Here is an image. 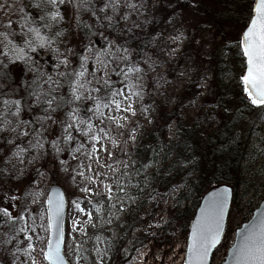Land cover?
Instances as JSON below:
<instances>
[{
  "label": "snow or ice",
  "instance_id": "1",
  "mask_svg": "<svg viewBox=\"0 0 264 264\" xmlns=\"http://www.w3.org/2000/svg\"><path fill=\"white\" fill-rule=\"evenodd\" d=\"M200 2L0 0V200L7 205L0 207V264H70L64 253L65 197L54 189L52 195L40 189L46 176L36 166L40 159L52 156L58 170L86 194L88 208L82 207L80 200L71 201L87 217L82 222L85 226L79 228L73 221V230L86 238L83 243L91 241L83 248L73 237L75 264L82 260L112 264L114 250H120L115 237L95 233L89 237L87 225L96 228L97 220L102 225L119 221L122 214L133 211V205L142 210L138 195L145 189L149 202L157 196L161 202L172 197V192L161 194L153 181L161 171L157 157L167 162L173 155V141L166 142V151L152 149L154 155L147 162L141 161L133 146L141 135L138 117L150 111L145 97L151 98L147 89L154 84L149 81L163 79L158 69L167 61L158 63L161 55L166 51L169 57L176 56L186 41L189 46L199 45V63L189 66L181 76L211 63L202 57L216 55L205 48L212 41L203 36L196 40L186 27L187 9H198ZM158 17H163V27ZM93 36L101 37L105 46L97 49ZM236 44L246 65L240 77L242 92L252 106L264 110V0H254L250 6ZM231 47L232 42L224 45L220 54L225 55V49ZM154 72L156 77L151 75ZM209 79L204 75L206 82ZM196 111L199 113V108ZM198 119L199 115L192 117L194 125ZM206 119L211 122L216 117L209 114ZM181 129L178 126L172 131L168 125L172 136ZM260 141L264 144V136ZM65 154L76 161L75 166L63 158ZM197 155L194 150L192 155L176 152L172 163L188 165L186 173L195 171ZM141 169L142 181L133 184L132 173ZM8 185L15 189L12 195L5 191ZM129 187L136 189L135 195L129 193ZM232 192L224 187L205 201L192 226L185 264H210L213 249L224 236ZM41 197L46 198V207L41 204L45 216L39 217L38 224L37 216L30 215L34 210L29 201L35 204ZM174 203L178 205L180 200ZM10 208L19 211L14 213ZM144 223V232L155 236L153 229L170 226L171 221L162 216ZM38 242L42 244L39 249ZM231 254V264H264V212L245 226Z\"/></svg>",
  "mask_w": 264,
  "mask_h": 264
},
{
  "label": "rangeland",
  "instance_id": "2",
  "mask_svg": "<svg viewBox=\"0 0 264 264\" xmlns=\"http://www.w3.org/2000/svg\"><path fill=\"white\" fill-rule=\"evenodd\" d=\"M202 1V0H201ZM181 3L188 4L189 0H181ZM199 8L196 10L187 9V24L188 32L190 35H193L196 40H200L203 36L206 40L212 41L211 46L205 44V48L208 51H211L214 43L217 39L214 36V32L201 31L203 27V22L199 19L198 13ZM160 21V26L163 27V17H158ZM194 25V27H190ZM230 33L229 37H234V32L230 28L228 30ZM203 43V41H201ZM104 41L101 38V42L96 45L97 49L104 47ZM199 50L198 44H191L185 42V47L181 49L174 57H169L168 53L165 51L161 57L160 61H167V64L158 69V72L163 75V79L158 83H155L154 80H150V84H154V87H149L147 91L151 94V98L148 96L145 97V104L150 109L147 115H139L138 120V130L141 133L139 136L137 145L133 147L135 149L139 148L141 140L151 131L157 128H162L165 132V140L178 142L179 138L172 136L171 132L168 130V125H171L172 131H176V126L180 124L183 127H190L189 125L193 123L192 117L199 115V119L195 122L196 125L204 130L214 128L219 123V116L213 113L214 105L210 94L209 86L211 81V71L205 72V69H209L208 64H205L203 68H199L197 71H192L188 75L181 76L182 72H185L189 66L195 67L199 63L196 58V53ZM191 58V59H189ZM205 60H208L209 57H202ZM89 68L91 70L92 63L89 62ZM152 77H156L157 73H152ZM204 75H207L210 79L206 82L204 80ZM192 83L194 85L193 89H187V85ZM193 101L196 102L195 107L193 106ZM139 109V105H137ZM196 108H199V113H197ZM262 119L264 120V110H261ZM219 113V112H218ZM211 114L216 117L215 120L209 122L206 117ZM110 150L111 145L108 146ZM258 148V157L264 154V151H261ZM102 152V150H101ZM162 152V151H161ZM118 153V150H117ZM104 159H107V155L104 154ZM119 154V153H118ZM68 161L72 166L76 165V161L73 160L67 154L63 157ZM135 159V154L133 156ZM262 158V157H261ZM149 161V160H148ZM262 160H253L254 166L248 170L247 164L243 169L245 177L248 178L250 174L254 173V179H256L262 170ZM147 162V161H143ZM87 161H85V166ZM37 167L40 168L42 172L46 174L44 182H42L39 187L40 189L47 193L48 189L56 185L60 187L67 198V214L65 220V248L64 253L67 261L70 264H75L76 256L73 253L74 241H79L82 243L83 248L89 247L88 243H83L86 239L82 237L79 231L73 230V221L77 222V228L83 225L82 222L87 220L86 215L79 213L71 201L80 200L82 201V207L88 208V202L85 200V193L81 191L80 187L68 178L65 173L58 170V162L54 160L52 156L43 158L37 161ZM159 167V164L157 165ZM95 167V165H94ZM155 169H153L154 171ZM31 176H36L35 172L30 171ZM132 175L135 177L133 184L136 181H142L143 171L140 173V176L133 172ZM264 177V176H263ZM79 180L80 178L77 177ZM151 179V178H150ZM158 191L162 194L163 190L154 185ZM174 191V189H177ZM256 188V187H255ZM181 190L188 191V185L186 183L174 184L167 189V192H172L173 195L171 198L165 202L160 201V197L157 196L155 201H147L146 194L148 189H145L144 194L138 195V203L142 205V210L137 208L136 205H133V211L122 214L119 221H114L112 224H101L97 220L96 228H93L91 225L86 226L88 236L91 237L93 234L102 235L104 237H115L117 240V247L119 251L113 252L114 259L112 264H182L183 254L185 250V231L181 221L174 220L176 213L178 212L177 204L174 203L177 200V197ZM5 191H8L9 195H12L15 192V189L8 185L5 188ZM130 194L135 195L136 189L134 187H129L128 189ZM3 193H0L2 197ZM187 205L190 207L194 195L187 194ZM96 198L93 197V200ZM127 203V198H125ZM241 204L232 210L229 211V215L226 223V231L223 237L222 242L217 247L212 258V264H220L223 260L225 253L228 247L233 242L235 230L242 224L245 219L246 210H243ZM45 205V197H41L37 203L32 204L29 201L30 208L34 211L30 215L37 216V223H41L39 217L45 216L44 208L41 207V204ZM7 206L2 200H0V207ZM10 211L14 213L19 211V208H10ZM149 213H153L154 216H150ZM171 221L170 226L165 225L163 229H153L152 231L156 232L157 235L153 236L151 234H146L144 228L146 227L144 221L148 220L151 222L153 219L159 220L161 217ZM30 222V221H29ZM46 223V220L44 221ZM119 225H122L119 226ZM41 237H45V233L37 229ZM137 245L136 247H134ZM42 246L41 243H37V249ZM123 249H127V253ZM95 253L92 254L94 258ZM81 264H87L85 261H81Z\"/></svg>",
  "mask_w": 264,
  "mask_h": 264
},
{
  "label": "trees",
  "instance_id": "3",
  "mask_svg": "<svg viewBox=\"0 0 264 264\" xmlns=\"http://www.w3.org/2000/svg\"><path fill=\"white\" fill-rule=\"evenodd\" d=\"M253 2L254 0H202L198 6V16L203 22L201 31H213L217 39L211 50L215 51L216 55L208 58L211 60L208 66L212 74L208 92L215 103L213 113L218 115L220 120L214 128L208 130L199 128L197 123H191L188 128L182 126L176 135L178 142L173 140L171 144L172 157L167 162H164L162 157H157L161 171L153 181L163 192L176 183L188 185L189 193L181 190L177 197L180 203L174 218L182 222L185 236L200 197L213 185L231 187L233 192L230 210L245 200L242 208L246 213L242 223L251 217L259 202L264 200V169L256 179L254 173L248 178L243 173L245 164L248 170L254 166V159L263 158L264 168V154L258 157L257 152L258 148H264L260 141L264 136L263 113L262 109L252 106L242 92L239 78L245 63L236 44L247 24L249 8ZM230 28L235 34L233 38L229 37ZM91 39L95 41V47L101 42L99 36H93ZM229 42H232V47L225 49L226 54L221 55V48ZM186 87L193 89L194 85L190 83ZM178 126L181 125L178 124L176 129ZM164 136L163 129L157 128L141 140L136 152L142 162L152 159V149L162 152L168 149L169 145ZM193 150L198 153L195 157L197 170L186 173L185 168L189 167L188 165L183 162L180 165L172 163L176 152L182 151L185 155H192ZM142 171L143 169L140 173ZM140 173L137 174L140 176ZM187 194L194 195L190 207L186 202Z\"/></svg>",
  "mask_w": 264,
  "mask_h": 264
},
{
  "label": "water",
  "instance_id": "4",
  "mask_svg": "<svg viewBox=\"0 0 264 264\" xmlns=\"http://www.w3.org/2000/svg\"><path fill=\"white\" fill-rule=\"evenodd\" d=\"M254 4V2H253ZM246 69V65L244 67V70L243 72L241 73V75L244 73ZM240 75V77H241ZM240 79V78H239ZM241 82V81H240ZM224 187H229L228 185H213L211 186L210 188H208L203 194L202 196L200 197L199 201H198V204H197V207L195 209V212L189 222V225H188V231H187V237H186V245L188 243L191 242V231H192V226L196 223V221L200 218V214H201V209L205 207V201L208 199L209 195L212 193V192H215V191H218ZM231 188V187H229ZM55 190L56 192H61L64 194V197H65V210H64V214H65V218H66V213H67V198H66V195L64 193V191L56 186V185H53L51 186L48 191H47V195H52V190ZM232 199V198H231ZM230 205H231V202H230ZM45 207H46V198H45ZM261 212H264V200L261 201L259 203V205L253 210L252 212V215L251 217L249 218L248 221L242 223L240 225V227L238 229L235 230L234 232V237H233V242L232 244L228 247L226 253H225V256L223 258V260L221 261L220 264H231L233 258H232V254H231V249L233 248V246L235 245V243L240 239V233L244 232L245 231V226L246 225H251L253 222L256 221L258 215L261 213ZM65 218H64V224H65ZM228 218V217H227ZM226 230V228H225ZM64 232H65V229H64ZM225 234V232H224ZM223 238V237H222ZM222 241V239H221ZM221 243V242H220ZM220 245V244H219ZM217 245V247L219 246ZM216 247V249H217ZM216 249H213V252H212V255H211V258H210V264H212V258H213V255H214V252ZM186 246H185V251H184V257H183V264H185V260H186ZM66 259V257H65ZM67 260V259H66Z\"/></svg>",
  "mask_w": 264,
  "mask_h": 264
}]
</instances>
